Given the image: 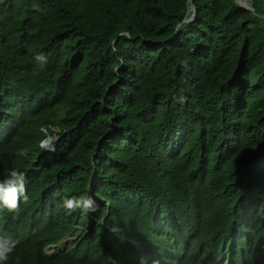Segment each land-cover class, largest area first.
<instances>
[{
  "label": "trees",
  "instance_id": "1",
  "mask_svg": "<svg viewBox=\"0 0 264 264\" xmlns=\"http://www.w3.org/2000/svg\"><path fill=\"white\" fill-rule=\"evenodd\" d=\"M251 3L193 0L183 22L188 0H0V180L24 172L29 196L0 221L32 234L6 264H264ZM73 196L95 210L68 211Z\"/></svg>",
  "mask_w": 264,
  "mask_h": 264
},
{
  "label": "clouds",
  "instance_id": "2",
  "mask_svg": "<svg viewBox=\"0 0 264 264\" xmlns=\"http://www.w3.org/2000/svg\"><path fill=\"white\" fill-rule=\"evenodd\" d=\"M250 2L251 0H249V3ZM243 7L253 10L252 5H250V7ZM189 10H191L190 6ZM194 17L195 16H192L191 21L194 20ZM35 59L41 62V66L47 63V57L43 54L36 55ZM182 63L187 66V61H182ZM40 129L45 134V137L39 142V147L44 151L54 152L60 139V130L52 126L48 128L41 127ZM51 135L56 136L54 147L51 145V141L47 140ZM25 179L26 174L24 172L12 170L9 176L3 180H0V213L3 212L4 209H7L10 212H19L21 201L25 204L28 203L29 196L26 192L27 185L24 183ZM63 203L64 207L68 211H73L78 208H81L85 211L95 210L93 207L94 201L91 199V197H65ZM5 214L8 213L5 212ZM31 236L32 234L27 222L21 220L19 216L16 217L13 213L6 216L3 222L0 221V264H6V262L10 259V254L14 250L22 246L29 245L31 242ZM63 242L61 244H63ZM53 252L54 244L45 245L44 254L49 255ZM152 264H159V261L154 260Z\"/></svg>",
  "mask_w": 264,
  "mask_h": 264
},
{
  "label": "water",
  "instance_id": "3",
  "mask_svg": "<svg viewBox=\"0 0 264 264\" xmlns=\"http://www.w3.org/2000/svg\"><path fill=\"white\" fill-rule=\"evenodd\" d=\"M188 2H189V6L191 7L192 14H191L190 18L184 19L183 22H190L192 20V16H195V8L193 5V0H189ZM250 5H252L251 2H250Z\"/></svg>",
  "mask_w": 264,
  "mask_h": 264
},
{
  "label": "rangeland",
  "instance_id": "4",
  "mask_svg": "<svg viewBox=\"0 0 264 264\" xmlns=\"http://www.w3.org/2000/svg\"><path fill=\"white\" fill-rule=\"evenodd\" d=\"M235 2L238 3L241 6H248V7H250L249 0H235ZM63 244H64V242H63Z\"/></svg>",
  "mask_w": 264,
  "mask_h": 264
},
{
  "label": "bare ground",
  "instance_id": "5",
  "mask_svg": "<svg viewBox=\"0 0 264 264\" xmlns=\"http://www.w3.org/2000/svg\"><path fill=\"white\" fill-rule=\"evenodd\" d=\"M50 139H52L51 142H52V146L54 147V141H55V139H56V136H55V135H54V136L51 135L50 138H49L48 140H50ZM240 239H242V238H240Z\"/></svg>",
  "mask_w": 264,
  "mask_h": 264
}]
</instances>
